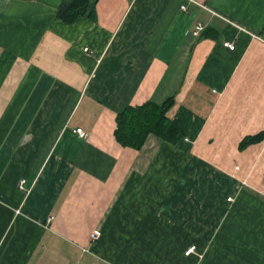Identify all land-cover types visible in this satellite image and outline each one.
<instances>
[{
	"label": "crops",
	"instance_id": "crops-1",
	"mask_svg": "<svg viewBox=\"0 0 264 264\" xmlns=\"http://www.w3.org/2000/svg\"><path fill=\"white\" fill-rule=\"evenodd\" d=\"M61 1L0 0V264H264V0ZM168 96L174 143L116 142Z\"/></svg>",
	"mask_w": 264,
	"mask_h": 264
},
{
	"label": "trees",
	"instance_id": "trees-1",
	"mask_svg": "<svg viewBox=\"0 0 264 264\" xmlns=\"http://www.w3.org/2000/svg\"><path fill=\"white\" fill-rule=\"evenodd\" d=\"M86 0H62L57 8L56 15L65 22H72L78 15L85 13ZM88 16L93 17L92 11ZM172 96L157 103L146 100L138 105H128L115 116L113 136L116 142L124 147L139 149L149 134H154L161 139L174 143L177 130L166 113L173 105ZM264 133L247 136L242 144L259 141Z\"/></svg>",
	"mask_w": 264,
	"mask_h": 264
},
{
	"label": "built area",
	"instance_id": "built-area-1",
	"mask_svg": "<svg viewBox=\"0 0 264 264\" xmlns=\"http://www.w3.org/2000/svg\"><path fill=\"white\" fill-rule=\"evenodd\" d=\"M188 1L193 2V3L199 5V6L203 7V8H208L203 2H201V1H199V0H184V2L180 5V7H181L182 10H185V9H186V4H185V3L188 2ZM202 29H203V24H202L200 21H198V22L195 24L194 29L192 30V33H193L194 35H198ZM223 44H224L226 47L230 48V49H233V48H234V44H233V42H231V41H224ZM73 131H74L78 136H80V137H84V136H85V132H84V130H83L82 128L77 127V128H75ZM23 183H24V180H23V179L19 180V182H18V187H19V188H22V187H23ZM230 199H231V197L228 196V197H227V200L229 201ZM50 218H51V217H49V219H50ZM99 236H100V232H99V230H93V231L90 233V236H89V237H90L91 240L94 241V240H96ZM193 249H194V247H193V246H190V247L186 250V252H191Z\"/></svg>",
	"mask_w": 264,
	"mask_h": 264
},
{
	"label": "bare ground",
	"instance_id": "bare-ground-1",
	"mask_svg": "<svg viewBox=\"0 0 264 264\" xmlns=\"http://www.w3.org/2000/svg\"><path fill=\"white\" fill-rule=\"evenodd\" d=\"M194 28V27H193Z\"/></svg>",
	"mask_w": 264,
	"mask_h": 264
}]
</instances>
